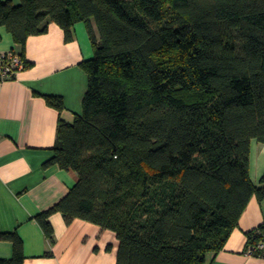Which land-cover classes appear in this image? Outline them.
Listing matches in <instances>:
<instances>
[{
  "label": "trees",
  "instance_id": "trees-1",
  "mask_svg": "<svg viewBox=\"0 0 264 264\" xmlns=\"http://www.w3.org/2000/svg\"><path fill=\"white\" fill-rule=\"evenodd\" d=\"M49 21L67 40L85 22L94 56L81 63L83 114L60 119L48 161L79 179L38 215L46 235L61 212L114 231L117 264H206L264 200V174L250 177L251 143L264 142V0H0V26L23 48ZM255 231L248 245L264 239ZM0 239L14 246L0 264H24L20 236Z\"/></svg>",
  "mask_w": 264,
  "mask_h": 264
},
{
  "label": "crops",
  "instance_id": "crops-1",
  "mask_svg": "<svg viewBox=\"0 0 264 264\" xmlns=\"http://www.w3.org/2000/svg\"><path fill=\"white\" fill-rule=\"evenodd\" d=\"M16 2V0H14ZM15 50L30 66L15 78L0 81V233H16L24 242V264H117L120 241L116 233L93 222H68L53 213L48 237L38 215L52 208L78 182L74 170L48 164L55 154L60 119L74 123L83 114L88 90L84 60L94 56L85 22L73 27V38L49 21L45 33L31 35L24 48L5 26H0V54ZM47 96L63 101L62 111ZM264 174V142L253 140L250 177L257 186ZM264 227V200L253 196L224 248L207 255L206 264H264L251 255L248 233ZM13 243L0 239V258L10 259Z\"/></svg>",
  "mask_w": 264,
  "mask_h": 264
},
{
  "label": "built area",
  "instance_id": "built-area-1",
  "mask_svg": "<svg viewBox=\"0 0 264 264\" xmlns=\"http://www.w3.org/2000/svg\"><path fill=\"white\" fill-rule=\"evenodd\" d=\"M25 68L26 62L19 52L11 50L0 54V81L15 78L18 72ZM255 233L264 236V231L261 228L256 229ZM259 251L264 256V239L257 244L248 245L247 252L249 254L256 255Z\"/></svg>",
  "mask_w": 264,
  "mask_h": 264
},
{
  "label": "rangeland",
  "instance_id": "rangeland-1",
  "mask_svg": "<svg viewBox=\"0 0 264 264\" xmlns=\"http://www.w3.org/2000/svg\"><path fill=\"white\" fill-rule=\"evenodd\" d=\"M19 2H20V0H16V4L19 3Z\"/></svg>",
  "mask_w": 264,
  "mask_h": 264
}]
</instances>
